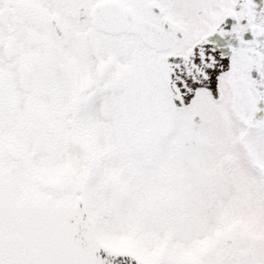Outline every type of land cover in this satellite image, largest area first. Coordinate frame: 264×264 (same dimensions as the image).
I'll list each match as a JSON object with an SVG mask.
<instances>
[{"label":"snow or ice","instance_id":"snow-or-ice-1","mask_svg":"<svg viewBox=\"0 0 264 264\" xmlns=\"http://www.w3.org/2000/svg\"><path fill=\"white\" fill-rule=\"evenodd\" d=\"M0 264H264V0H0Z\"/></svg>","mask_w":264,"mask_h":264}]
</instances>
